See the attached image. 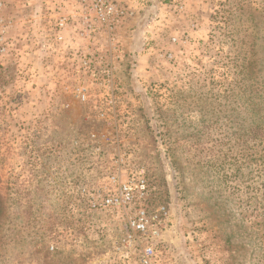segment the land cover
Here are the masks:
<instances>
[{
  "label": "rangeland",
  "instance_id": "1",
  "mask_svg": "<svg viewBox=\"0 0 264 264\" xmlns=\"http://www.w3.org/2000/svg\"><path fill=\"white\" fill-rule=\"evenodd\" d=\"M18 1L0 0V264H112L124 215L88 200L140 170L179 264H264V0H121L111 42L77 37L74 0L61 45L60 2Z\"/></svg>",
  "mask_w": 264,
  "mask_h": 264
},
{
  "label": "built area",
  "instance_id": "2",
  "mask_svg": "<svg viewBox=\"0 0 264 264\" xmlns=\"http://www.w3.org/2000/svg\"><path fill=\"white\" fill-rule=\"evenodd\" d=\"M78 3L80 12L77 25L80 26L81 32L77 37L85 40L86 36L98 37L104 31L111 42L113 29L133 15L130 7L121 0H78ZM62 9L61 4H58L50 16L52 27L49 34L56 45L66 42L64 30L69 24H73L69 15ZM111 52L112 49H109L110 54ZM90 56L81 60L78 71L91 70L94 61ZM110 71L109 65L104 66L103 72L107 76ZM86 89L84 86L76 88L78 98L83 101L86 99ZM108 181L115 185L116 189H106L105 193L90 195L88 205L92 210L114 209L124 215L125 230L113 236L110 250L107 252L111 263L179 264L167 239L170 221L167 207L163 204L149 206L139 202L146 197L147 187L142 170L129 174V177L122 181L118 175L112 174Z\"/></svg>",
  "mask_w": 264,
  "mask_h": 264
},
{
  "label": "crops",
  "instance_id": "3",
  "mask_svg": "<svg viewBox=\"0 0 264 264\" xmlns=\"http://www.w3.org/2000/svg\"><path fill=\"white\" fill-rule=\"evenodd\" d=\"M20 1L23 2V0H19L18 2H14L13 5H16L18 8H21V4L20 3H22V2H20ZM43 1L45 2V4H49V0H40V6L43 8L41 11L45 12V9H44L45 7L43 5ZM53 2L54 3H59L60 2L61 4L63 3L64 7L62 6L63 7L62 10H64V12H66L67 14H71V15L74 14L75 9H76L74 0H54ZM22 6H24V5L22 4ZM44 22H46V21L44 20ZM43 32H44V30H43Z\"/></svg>",
  "mask_w": 264,
  "mask_h": 264
}]
</instances>
